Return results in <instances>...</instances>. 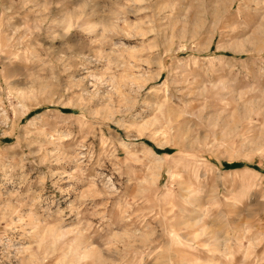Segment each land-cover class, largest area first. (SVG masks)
I'll list each match as a JSON object with an SVG mask.
<instances>
[{
	"label": "rangeland",
	"instance_id": "374dc122",
	"mask_svg": "<svg viewBox=\"0 0 264 264\" xmlns=\"http://www.w3.org/2000/svg\"><path fill=\"white\" fill-rule=\"evenodd\" d=\"M0 264H264V0H0Z\"/></svg>",
	"mask_w": 264,
	"mask_h": 264
}]
</instances>
